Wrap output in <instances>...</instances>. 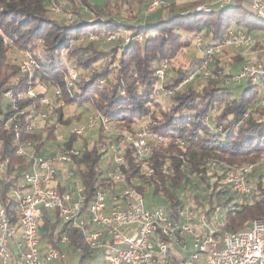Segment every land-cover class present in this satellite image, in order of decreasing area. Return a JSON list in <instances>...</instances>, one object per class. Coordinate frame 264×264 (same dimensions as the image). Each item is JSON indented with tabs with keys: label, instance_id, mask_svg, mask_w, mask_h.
<instances>
[{
	"label": "trees",
	"instance_id": "trees-1",
	"mask_svg": "<svg viewBox=\"0 0 264 264\" xmlns=\"http://www.w3.org/2000/svg\"><path fill=\"white\" fill-rule=\"evenodd\" d=\"M134 1L140 3L142 0ZM61 3H66L67 10L74 12L72 19L54 17L52 7ZM80 3L89 9L90 18L82 17ZM207 6L210 11L194 8L179 13L173 11V6H168L171 11L156 22L140 24L141 10L133 9L132 0H106L100 7L87 0H0V29L9 39V43L4 44L0 38V164L3 166L0 196L12 222H16L17 203L11 190L23 187L21 171L26 162L16 155L13 132L11 128L5 129V125L13 124L16 111H25L17 117L22 122L26 114L35 116L41 109L40 99L48 96V88L53 95L55 87L60 88L61 94L52 97L54 103L47 108L49 113L43 125L35 127L31 133L24 127L21 131L22 139L34 142L37 155L47 156L45 146L55 139L57 125L80 119L81 114L65 116V107L89 105L92 112L106 117L118 131L132 133L149 122V132L167 141V147L153 149L149 159L153 169L151 175H140L133 159H127V182H139L138 189L148 201L157 203L155 198H159L158 204L170 213L184 205L186 199L208 214L214 205L219 206L220 215L226 222L223 231L244 230L250 224L237 229V223L241 226L249 219L264 217V184L261 183L264 175L258 167L248 181L250 197L239 201L236 193L221 182L222 176L215 170L209 175L206 168L207 159H217L232 166L257 165L264 155V105L259 104L264 100V73L256 82L242 79L246 86L239 90L238 84L242 80L235 81L237 74L231 70L243 57L233 56L232 64L226 70L218 65L219 58L215 57L216 63L207 66L215 78H208L200 90L191 85L184 91L178 90L189 74L204 68L205 48L225 38L230 29H242L261 38L264 20L257 18L240 1L216 8ZM123 8H128V17L122 14ZM121 32H130L127 43ZM90 34L98 35L100 41L89 40ZM110 34L117 35L116 39L105 42ZM137 35H141V41L134 39ZM197 35L204 37L198 48L199 55L190 59L186 69H173L171 77L166 73L164 88L172 89L174 93L170 96L162 91L157 93L156 69L164 60L170 62L182 48L194 44ZM102 41L108 48L100 47ZM261 47H264L261 42L255 46L256 49ZM13 49L31 52L39 68L32 74L21 73L19 64L9 61L8 54ZM110 57L115 60L112 66L108 61ZM69 67L77 72L72 84H67L64 79ZM38 83L46 90H35ZM232 85L239 88L236 95ZM30 88L36 92L34 97L26 95ZM7 89L25 93L15 102V108L11 101L3 98L2 93ZM161 97L170 101L161 102ZM56 103L62 105L53 106ZM153 108L156 109L153 111ZM75 138L71 134L62 146H72ZM102 139L104 141L100 130L91 147L82 138L81 156L75 158L72 179L79 178L82 184L84 208L98 185L103 184V172L98 169L105 154ZM131 153L132 150L127 149L125 157ZM11 173L15 174L12 179L8 177ZM48 213H42L45 224L49 222ZM56 222L51 224L52 229ZM52 235L53 232L46 237L56 246ZM62 236H66L69 245L80 252V262L95 254L76 229L64 224L57 233L58 239Z\"/></svg>",
	"mask_w": 264,
	"mask_h": 264
},
{
	"label": "built area",
	"instance_id": "built-area-1",
	"mask_svg": "<svg viewBox=\"0 0 264 264\" xmlns=\"http://www.w3.org/2000/svg\"><path fill=\"white\" fill-rule=\"evenodd\" d=\"M234 1L242 2L257 18L264 20V0H210L207 5L224 6ZM166 5V0H147V12ZM207 5L195 8L207 12L211 10ZM116 37L110 34L104 40L110 42ZM128 37L124 39L125 43L129 41ZM0 38L4 44L9 43L1 29ZM89 39L98 40L99 36L90 34ZM134 39L141 41L142 37L137 35ZM203 42V36H195L194 45L197 48ZM260 42L264 44V35L257 38L242 29H230L225 38L204 49V68L189 74L182 83L195 79L200 83L215 78L216 75L207 68L216 63L215 57L219 58L227 49H238L244 55L243 52H251ZM261 50L264 51V47ZM21 54L18 63L20 72L32 74L39 68L38 62L29 51H22ZM222 60L219 58L218 65L226 70L230 58L225 62ZM168 69V60H164L156 69L157 91L162 89ZM263 73V62L249 61L234 80L238 82L247 78L256 82ZM71 76L75 78L73 71ZM52 93V97H59L61 90L55 87ZM2 95L15 108V102L25 93H14L12 89H7ZM26 95L34 97L36 92L30 88ZM39 102L42 110L35 116L26 114L22 122L17 117L24 115L25 111H16L12 117L13 124L5 125V129L11 128L16 155L25 160L26 167L21 171L23 187L11 190L17 203L16 222H12L6 213L0 196V264H11L10 245L15 248L21 264L64 263L65 254L58 247L52 245L43 252L39 249L43 211L52 213L61 225L76 229L88 248L99 253L102 264H264V217L253 219L244 230L223 231L226 223L220 215L219 206L214 205L208 214L186 199L184 205L170 213L165 206L146 201L138 189L139 182H127V159H133L140 175H151L153 169L149 166V159L154 147L165 148L168 145L165 139L149 132V122L131 133L114 129L107 118L98 112L89 115L86 126L98 127L104 135L102 147L108 155L101 160L106 163V168L102 170L100 165L98 167L103 172V184L98 185L93 198L84 208L82 184L76 178L72 179V171L76 168L75 158L81 156L83 142L79 146L53 149L47 157L35 153L32 140L22 139L23 127L26 132H33L35 118L46 119L49 113V96L42 97ZM259 104L264 105V100ZM84 128H74L72 134L80 138ZM127 149L132 150L128 158L125 157ZM54 163H62L64 170L56 168ZM256 167V164L232 166L217 159H207L206 164L208 170H215L222 176L223 184L229 186L239 198L245 199L250 197L248 181ZM0 170H3L2 164ZM14 175L11 173L8 177L12 179ZM262 180L264 182V177ZM60 239L65 240L66 236Z\"/></svg>",
	"mask_w": 264,
	"mask_h": 264
},
{
	"label": "rangeland",
	"instance_id": "rangeland-1",
	"mask_svg": "<svg viewBox=\"0 0 264 264\" xmlns=\"http://www.w3.org/2000/svg\"><path fill=\"white\" fill-rule=\"evenodd\" d=\"M89 4L93 5V6H97V7H100V6H103L106 2V0H87ZM134 2V7L133 9L136 10H141L140 12V20L138 21L140 24L141 23H153V22H156L157 19H159V17H161L162 15H164L165 13L171 11V9L168 7V6H173V11L176 12V13H179V12H183V11H187V10H190V9H194L196 6L200 5V6H203V5H207L209 4L210 0H166V6L162 9L161 7L157 8L156 10L152 11V12H147V1L145 0H142L140 3L139 2H136L134 0H132ZM142 3V4H141ZM80 7H81V14H82V17L88 19L90 18V12H89V9H87L82 3L79 4ZM215 6V7H214ZM218 5L217 4H214L213 7L216 8ZM146 7V9H145ZM58 9V10H56ZM68 9V5L66 3H61V4H56V5H53L52 7V11L54 12V17L58 18V19H61L62 17H65L67 20L69 19H72L74 17V12L69 9ZM125 9V10H124ZM128 8H123V12L122 14L125 16V17H128L129 15V11L126 12ZM134 12V11H132ZM121 35L122 37H124V39L130 35V32H121ZM89 39V38H88ZM90 40V39H89ZM95 41H100V40H95ZM39 43V42H37ZM99 44V43H98ZM100 47L102 48H108V45L102 41V43H100ZM261 48H255L253 49L251 52L249 51H246V52H243L244 55L241 53L240 50L238 49H227V51L223 54H221L219 56L220 59H223L222 61L225 62L227 61V58H230V61L228 62L229 63V66H231V62H232V58L233 56L235 57L237 54L240 55L241 57H243L242 61H240L235 67L234 69L231 70L232 73H236L238 74L243 66L247 63V62H256V61H261L264 63V51L261 50ZM199 49L194 45L192 44L190 47L188 48H185V49H181L179 50L175 56L169 60L170 62L169 65H170V68L167 72L168 74V77H171L174 75V70L173 69H186L188 67V65H190V59L193 57V56H198L199 55ZM22 57V54L20 51L16 50V49H13V50H10L9 54H8V58H9V61L10 62H13V63H19L20 59ZM110 65H114L115 64V60L112 59L110 57V59L108 60ZM74 72L75 73V78H77V72L74 68H71L69 67L68 70L65 72L64 74V79L66 81L67 84H72L73 83V78L71 76V72ZM167 81V79H165V82ZM105 83V81H103ZM165 82L162 86V89H160L159 91L156 90L157 93L159 92H165L166 94H168L169 96L172 95L174 92L172 89H165L164 88V85H165ZM205 81H202L199 83L198 80H193L192 82H189V83H181L180 86L178 87V90L181 92V91H184L185 89L188 88V85H191L193 89L195 90H200V88L202 87V84L204 83ZM191 83V84H190ZM239 88L238 86L235 87L236 85H232L233 87V91H234V95L237 94V91L238 89L241 90L243 87L246 86V81L245 80H242L239 84ZM46 87L44 85H42V83H38L36 85V87L34 88L35 90H38V91H45ZM156 89V88H155ZM48 91V96H49V100L50 102H52V95H51V89L48 88L47 89ZM239 92V91H238ZM161 99V102H168L170 101L169 98H160ZM54 103V102H52ZM62 105V103H56L55 105L53 106H60ZM156 109V108H155ZM153 108V111L155 110ZM65 111V116H69V115H73V114H76V115H79L81 114V117L80 119L76 120V119H72L68 124H65V125H57L56 127V131H55V139L53 140V142H50L49 144H47L45 146L46 148V154L47 157H49L50 153L53 151V149L57 148V146H62L63 143L65 141H67L69 139V136L72 134V131L74 130V128H77V127H85L83 130H82V133H81V136L80 138H75V141L73 143V145H80L83 140L82 138H85L87 140V144L89 147H91V145L98 139V134H99V129L98 127H94V128H90V127H87V120H88V117L89 115L92 113L93 111V108L89 105H86L84 107H75V106H68V107H65L64 109ZM216 112V111H215ZM45 119H42L40 117H36L34 122H36V125L35 127L38 128L39 126L43 125ZM211 121V117L209 119V122ZM34 128V129H36ZM104 143L103 139L101 141V145ZM108 155V152L105 153L104 156H107ZM263 161H264V155L260 158V160L257 163V167H258V171L262 172L263 175H264V164H263ZM67 166V168H70V166L68 164H65ZM54 166L56 168H60L61 171H63V164L62 163H54ZM100 168L102 170H104L106 168V163L104 161H101L100 162ZM212 173L211 170H209V175ZM264 177V176H263ZM262 177V178H263ZM77 182L78 183H81L79 178H76ZM262 184H264L263 182H261ZM156 199V202L158 203L160 201L159 198H155ZM242 198H237V200H241ZM145 200L147 201V196H145ZM252 221V219H249L247 221H244L241 223V226L239 223H237V227H240V228H246L248 227L247 226V223L250 224V222ZM226 223V222H225ZM59 227L58 229H56V234L58 233L59 231ZM238 229V228H237ZM60 249L62 250V252L65 254V261L68 262V264H101L100 260L99 259H95V258H90V259H84L82 260L81 263H79V259H80V252L76 249H73L70 247V245L68 244V242L66 241L65 243H61L60 244Z\"/></svg>",
	"mask_w": 264,
	"mask_h": 264
},
{
	"label": "crops",
	"instance_id": "crops-1",
	"mask_svg": "<svg viewBox=\"0 0 264 264\" xmlns=\"http://www.w3.org/2000/svg\"><path fill=\"white\" fill-rule=\"evenodd\" d=\"M47 217L49 219V222H48L49 224L48 223L45 224L44 223L45 220L43 218H42V221L40 223V231L42 232V234H41V239H40V243H39V249H40L41 252L45 251L49 246L53 245L52 241H50L49 238L46 237L52 232H53V235H52L53 241L56 242V244H57L56 247H58L60 249V244L61 243H65L66 241L69 244V241H68L67 238L65 240L57 238L56 229H58V227L60 228V226H62L60 224V222L57 223L56 222L57 219H55V216L52 213H50V212L48 213ZM55 222H56V227H54V229H52L51 224L53 225V223L55 224ZM10 250H11V253H12V262H11V264H21L20 261L18 260V255H17V252H16L15 248L13 247V245H10ZM91 258L99 259L101 264H102L101 256L99 255V253L95 252L93 257H91ZM80 259H81V254H80ZM80 259H79V263H81ZM52 264H68V262L64 261V263H61V262L55 261Z\"/></svg>",
	"mask_w": 264,
	"mask_h": 264
}]
</instances>
